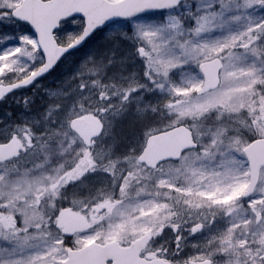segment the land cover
Returning a JSON list of instances; mask_svg holds the SVG:
<instances>
[{
	"label": "snow or ice",
	"instance_id": "snow-or-ice-1",
	"mask_svg": "<svg viewBox=\"0 0 264 264\" xmlns=\"http://www.w3.org/2000/svg\"><path fill=\"white\" fill-rule=\"evenodd\" d=\"M191 2L49 0L41 19L0 0V98L71 64L113 17L131 24L104 31L130 42L118 58L101 41L42 111L0 133V163L42 161L15 180L0 169V264H264V0H195L177 15ZM153 9L165 11L145 18ZM129 112L141 143L120 152ZM214 112L239 126L202 123Z\"/></svg>",
	"mask_w": 264,
	"mask_h": 264
},
{
	"label": "rangeland",
	"instance_id": "rangeland-1",
	"mask_svg": "<svg viewBox=\"0 0 264 264\" xmlns=\"http://www.w3.org/2000/svg\"><path fill=\"white\" fill-rule=\"evenodd\" d=\"M22 0H20L21 2ZM196 3L195 0H192L190 5H187L179 10L177 15L180 12H187L190 9H195ZM164 13V12H163ZM161 15V13H155V14H148L144 15L147 19H155L158 18V16ZM126 27L129 30L131 29V24L128 22H118L108 27V29H105L101 32H99L95 37L91 39V41L88 43V45L79 53L70 55L67 57V60L69 63L68 66H65V61H63L62 65L48 78L37 82L33 87L25 90H20L13 96H11L9 99L4 101L0 105V133H2L5 129H7L8 126L15 127L19 125L22 122V115L31 116L34 113H38L39 111H42L44 107H46V103H42L43 100H47V93L49 89H57L62 87V80L69 76V74L75 69L76 63L79 62V60L82 58L83 54L92 51L98 44H100L101 41H104L107 39V43L103 45V47L108 49L109 55H111V51L115 49L117 53V58L120 54V48L118 45L126 43L130 45V42H124L122 37L117 33L111 37H106V33L104 31L108 30H118V28ZM70 31H75L76 29L72 28L71 25H69ZM213 35H219V33H214ZM107 59V57H106ZM137 63H141V59L137 60ZM3 65L0 64V71L3 70ZM146 95L151 97H159L162 94L159 93V91H156L154 93H146ZM29 97L30 101V108L31 111H27L25 109V97ZM12 111L16 118L13 117V113L8 112ZM81 116L85 117H92L91 112H84ZM164 121L167 120V117H162ZM157 121L161 119L160 115L157 114L156 117H154ZM234 119L232 117H229L227 114L221 115L219 113H212L209 115L205 121L202 123H206L207 125H215L217 122H223L225 124H229L233 127H238L239 125L234 123ZM159 127H163V124H157ZM243 131V129H241ZM117 131L118 136L121 141L120 146L118 148V151L120 152H126L128 149L131 148H139L141 143L140 137V131H139V125L136 122L135 116L129 112L128 115L123 120H118L117 122ZM247 133H245L246 135ZM2 136H0V144H2ZM36 163H42V161H35L31 156L25 157L21 156L18 160L13 161L10 164L0 163V169H7L11 172L10 179L15 180L25 175L27 170L33 169L34 165ZM205 164L209 166V168L214 167L215 162L214 161H205ZM4 171H0V175H4ZM0 190H6L3 188L2 185H0ZM129 200L126 201V203L134 202L136 199V192L133 190L128 193ZM107 221L104 222L103 227H107ZM191 239V238H190ZM189 243H192L191 240H189ZM186 251H191L190 249H187ZM217 259H220V257H217Z\"/></svg>",
	"mask_w": 264,
	"mask_h": 264
},
{
	"label": "water",
	"instance_id": "water-1",
	"mask_svg": "<svg viewBox=\"0 0 264 264\" xmlns=\"http://www.w3.org/2000/svg\"><path fill=\"white\" fill-rule=\"evenodd\" d=\"M48 3H49V0H25L22 5H32V7L29 8L30 14L31 15H34V16H37V17H39L41 19H46L50 15V11L51 10L46 9L44 7H41V5H47ZM159 11H165V10H163V9H153V10H149L147 13H153V12H159ZM147 13H145V14H147ZM120 20H124V19L121 18V17H113L112 20L109 21V25L112 24V23H114V22L120 21ZM101 29H104V26H101L100 29H98L97 31H99ZM92 36L88 37V39L86 41H84L82 44L78 45L77 47L71 48L69 50V53L71 51H74V50L79 49L82 46H84L85 43ZM48 74H46V75H48ZM46 75H44L43 77H45ZM43 77H41V78H43ZM20 89H23V88H20ZM17 90H19V89L13 90L12 92L8 93L3 98H0V102H2L6 97H8L12 93L16 92ZM76 123H77V126L79 127V129L82 130V131H84V132H91L94 129V127H95L94 121L93 120L86 119V118L77 117L76 118ZM108 260H109V262H111V257H108Z\"/></svg>",
	"mask_w": 264,
	"mask_h": 264
},
{
	"label": "trees",
	"instance_id": "trees-1",
	"mask_svg": "<svg viewBox=\"0 0 264 264\" xmlns=\"http://www.w3.org/2000/svg\"><path fill=\"white\" fill-rule=\"evenodd\" d=\"M8 112H11V113H13L12 111H8ZM13 116H15V115H14V113H13Z\"/></svg>",
	"mask_w": 264,
	"mask_h": 264
}]
</instances>
